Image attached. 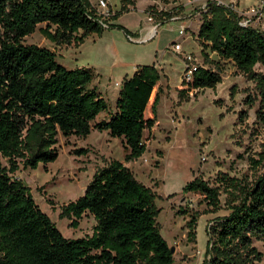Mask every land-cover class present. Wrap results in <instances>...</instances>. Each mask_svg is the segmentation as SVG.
I'll return each mask as SVG.
<instances>
[{"label":"trees","instance_id":"1","mask_svg":"<svg viewBox=\"0 0 264 264\" xmlns=\"http://www.w3.org/2000/svg\"><path fill=\"white\" fill-rule=\"evenodd\" d=\"M121 4L118 12L110 10L108 29L133 2ZM204 10L196 38L212 69L194 66L190 79L182 80L180 95L214 88L221 80V62H230L252 80L254 67H264V32L242 25L231 6L208 2ZM148 14L156 13L150 7ZM100 21L90 0H0V264H174L156 224L154 195L125 166L143 155L144 132L156 123L161 87L155 68L136 66L122 80L110 111L92 85V68H65L53 51L24 43L43 24L38 31L44 39L77 46L102 34ZM259 78L264 95V77ZM103 113L107 118L97 120ZM257 117L264 126V113ZM93 131L122 140L125 156L123 162L112 160L98 169L83 194L60 207V216L72 228L84 216L94 220L89 236L66 239L14 173L19 163L34 170L56 161L58 137L86 138ZM258 158L263 171L246 189L221 179L239 195L228 213L208 227L202 264H260L264 259L258 247L264 250V144ZM184 190L198 193L209 209L218 210L217 193L204 181L189 182ZM194 221L193 216L191 229Z\"/></svg>","mask_w":264,"mask_h":264},{"label":"rangeland","instance_id":"2","mask_svg":"<svg viewBox=\"0 0 264 264\" xmlns=\"http://www.w3.org/2000/svg\"><path fill=\"white\" fill-rule=\"evenodd\" d=\"M90 1L97 8L99 0ZM104 1L112 12H118L122 5V0ZM132 2L128 11L111 20L115 26L104 29L101 38L92 35L77 46H58L40 35L38 29L44 27L41 24L24 38V43L53 51L56 61L65 68H92L95 74L92 85L108 103L110 111L125 74L132 76L136 66L155 68L161 87L156 123L151 131L144 132L143 155L125 166L154 195L156 224L161 236L174 249V264H202L208 227L214 219L228 213V205L239 195L221 179L229 178L246 189L263 171L256 161L264 144V126L257 117L258 112L264 113V95L259 84L264 67H254L252 80L230 62H221V80L214 88L180 95L188 66L212 69L203 60L196 38L200 14L205 11L204 0ZM220 3L231 6L242 17V24L264 32V0H220ZM150 7L156 13L151 17ZM161 21L166 22L158 26ZM153 28L154 36L141 41L147 37L144 32L149 33ZM175 45L180 46V51H175ZM208 57L216 60L209 52ZM106 118L107 114L103 113L97 120ZM56 148V161L34 170L23 169L19 163L14 177L28 188L40 210L64 238L89 236L93 218L84 216L77 228H72L70 221L60 216V207L81 196L98 169L112 160L123 162V142L106 132L93 131L86 138L58 137ZM77 150L87 153L75 154ZM194 180L204 181L216 191L218 210L209 209L198 193L184 190ZM260 264H264V259Z\"/></svg>","mask_w":264,"mask_h":264},{"label":"built area","instance_id":"3","mask_svg":"<svg viewBox=\"0 0 264 264\" xmlns=\"http://www.w3.org/2000/svg\"><path fill=\"white\" fill-rule=\"evenodd\" d=\"M204 5H203V8L202 9H205V6L206 4L209 2V3H214L215 5L217 6H223L221 3H220V0H204ZM97 9L98 11L100 12V14L102 15V21H100V25L102 26L103 29H107L108 28V23L105 22L106 19L109 18V16L111 15L110 14V9L108 8L107 6V3L104 1V0H99L98 4H97ZM149 21H151V18H149ZM242 24V23H241ZM242 25H245V24H242ZM155 34V31L154 29H152L147 37H145V39H142L141 41H145L147 39H150L154 36ZM174 49L175 51H180V46L179 45H175L174 46ZM186 60H191L190 57H186ZM194 69V67H187V72H186V75H185V78L187 80L190 79V75H191V71Z\"/></svg>","mask_w":264,"mask_h":264},{"label":"crops","instance_id":"4","mask_svg":"<svg viewBox=\"0 0 264 264\" xmlns=\"http://www.w3.org/2000/svg\"><path fill=\"white\" fill-rule=\"evenodd\" d=\"M153 29H155V28H153ZM144 33H146V34H144L145 36H147V35H148V33H147V32H144ZM102 36H103V35L101 34V35L99 36V38H101ZM127 76H128V74H125V76L123 77V79H124V78H126ZM123 79H122V80H123ZM121 82H122V81H121ZM121 82H120V84H121Z\"/></svg>","mask_w":264,"mask_h":264},{"label":"water","instance_id":"5","mask_svg":"<svg viewBox=\"0 0 264 264\" xmlns=\"http://www.w3.org/2000/svg\"><path fill=\"white\" fill-rule=\"evenodd\" d=\"M170 251H171V254H173V252H174L173 247L170 248Z\"/></svg>","mask_w":264,"mask_h":264}]
</instances>
